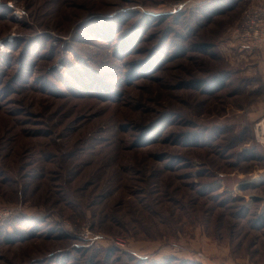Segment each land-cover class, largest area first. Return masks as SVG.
Masks as SVG:
<instances>
[{"label":"rangeland","instance_id":"rangeland-1","mask_svg":"<svg viewBox=\"0 0 264 264\" xmlns=\"http://www.w3.org/2000/svg\"><path fill=\"white\" fill-rule=\"evenodd\" d=\"M260 7L0 0V264H264Z\"/></svg>","mask_w":264,"mask_h":264},{"label":"built area","instance_id":"built-area-1","mask_svg":"<svg viewBox=\"0 0 264 264\" xmlns=\"http://www.w3.org/2000/svg\"><path fill=\"white\" fill-rule=\"evenodd\" d=\"M233 39L255 48L264 44V7L245 14L242 24L233 33ZM253 131L255 140L264 147V115L255 122Z\"/></svg>","mask_w":264,"mask_h":264},{"label":"crops","instance_id":"crops-1","mask_svg":"<svg viewBox=\"0 0 264 264\" xmlns=\"http://www.w3.org/2000/svg\"><path fill=\"white\" fill-rule=\"evenodd\" d=\"M246 48H240V52H244ZM248 51V50H247ZM252 49L249 55H252ZM257 58V61L253 63L255 65V71L259 72L264 77V46L260 50H255V55L252 58ZM251 68V67H250ZM250 71V70H249Z\"/></svg>","mask_w":264,"mask_h":264},{"label":"trees","instance_id":"trees-1","mask_svg":"<svg viewBox=\"0 0 264 264\" xmlns=\"http://www.w3.org/2000/svg\"><path fill=\"white\" fill-rule=\"evenodd\" d=\"M224 79H225V77L221 76L219 73H216V75H214L213 78H212V80H214V83H215L216 86L218 84L222 85V83H223L222 80H224ZM253 136H254V134H253ZM254 139H255V137H254Z\"/></svg>","mask_w":264,"mask_h":264}]
</instances>
